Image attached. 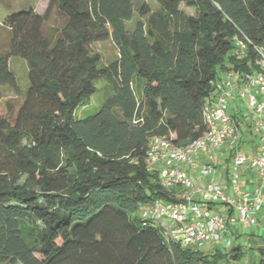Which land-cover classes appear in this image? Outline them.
Here are the masks:
<instances>
[{
	"label": "trees",
	"instance_id": "16d2710c",
	"mask_svg": "<svg viewBox=\"0 0 264 264\" xmlns=\"http://www.w3.org/2000/svg\"><path fill=\"white\" fill-rule=\"evenodd\" d=\"M153 1L155 10L137 6L143 19L132 27L134 0H47L41 13L3 18L0 87L19 91L13 57L26 62L28 87L0 114V264H218L243 255L239 244L224 257L167 239L138 206L174 200L147 167L150 140L189 145L206 133L202 111L220 74L264 73V0ZM107 38L118 57L102 66L93 45ZM134 78L143 80L139 97ZM98 79L112 94L76 119ZM240 116L231 113L238 126Z\"/></svg>",
	"mask_w": 264,
	"mask_h": 264
},
{
	"label": "built area",
	"instance_id": "2783aa9c",
	"mask_svg": "<svg viewBox=\"0 0 264 264\" xmlns=\"http://www.w3.org/2000/svg\"><path fill=\"white\" fill-rule=\"evenodd\" d=\"M236 44L240 48L245 45L240 39ZM233 100L244 101L248 109V115L241 114V119L245 127L250 124L251 133L257 137V154L250 155L243 150L239 126L229 113ZM202 113L206 133L189 145L175 146L164 137L150 140L147 167L157 172L160 185L172 191L174 200L140 204L138 215L155 222L166 217L167 221H161L165 238L183 246L204 242H224L229 246L240 228L257 225L256 215L264 207V73H252L241 81L236 73L228 72L217 84ZM224 145L229 147L230 154L228 175L232 183L228 185L213 179L215 153ZM202 152L206 153L205 158L198 162ZM187 169H194L207 180L198 185L196 176L187 174ZM244 171L257 177L252 182L247 180L249 189L243 187ZM219 204L227 210L213 207Z\"/></svg>",
	"mask_w": 264,
	"mask_h": 264
},
{
	"label": "rangeland",
	"instance_id": "374dc122",
	"mask_svg": "<svg viewBox=\"0 0 264 264\" xmlns=\"http://www.w3.org/2000/svg\"><path fill=\"white\" fill-rule=\"evenodd\" d=\"M46 3L47 0H0V50H4L7 47V43L9 41V32L2 23L3 18L11 12L25 10L30 7L34 8L37 13H41L45 8ZM141 3H147L152 10L157 8V5L153 0H134V18L127 24L129 27H132L136 20L143 19L138 15L137 10V6ZM179 8L187 14H194V10L185 6L184 4H180ZM93 50L100 55L102 66L107 65L118 57V50L111 38H107L104 41L95 43L93 45ZM9 67L16 76L19 91L15 93L7 86L0 87V114L2 115H9L12 113V111H14L16 103L22 100L23 95L28 87L26 62L21 58L13 57L9 60ZM133 81V86L135 88L137 97H139L143 80H137L134 78ZM94 84L96 91L90 97L89 101L83 105H80L75 110L74 117L76 119H83L96 113L106 98H108V96H110L113 92L111 84L105 79H98L94 82ZM240 108L242 109L239 111L240 115H248V109L246 108L244 101H241ZM256 139L257 137L255 134L250 135V142H252L250 143V146L251 148H255L257 150L259 148V143ZM225 150L227 149L218 152L220 149H217L215 153V155L218 153L216 161V164H218L214 169L223 173L231 172L230 155L228 154V151L225 152ZM243 150L248 152V146L244 147ZM258 150L256 151V154L258 153ZM255 179L257 180L256 176ZM256 218L258 220L257 225L249 226L242 230L240 228L243 234H241L238 238H232L231 244L229 246L224 242H204L200 245L192 244L190 247L193 250H198L203 254L210 253L214 249H219L225 257L228 255V252H230V247L232 244H239L242 248L243 255L238 260L228 261L226 258H223L218 261V264H252L254 260L264 258V253L260 254L259 251V248L264 247V207L257 213ZM167 220L168 219L166 217L161 219V221L164 222Z\"/></svg>",
	"mask_w": 264,
	"mask_h": 264
},
{
	"label": "crops",
	"instance_id": "0c3cea01",
	"mask_svg": "<svg viewBox=\"0 0 264 264\" xmlns=\"http://www.w3.org/2000/svg\"><path fill=\"white\" fill-rule=\"evenodd\" d=\"M224 78V73L220 74V78L219 80L217 81V84L221 83V81L223 80ZM240 105H241V101H238V100H233L230 104V108H229V113L231 115V113H238L239 114V111H241L242 109L240 108ZM241 117V116H240ZM244 123L245 121H243L241 118H240V125H239V131H240V138H241V142L243 144L244 147H247L248 146V152L247 154H256V151L259 149H255V148H251L250 146V135H252L251 131H250V128H249V125L248 124L246 127L244 126ZM220 151L218 152H221L222 150L224 149H227L225 150V152L228 151V154H229V147L227 145H224L223 147L219 148ZM259 152V150H258ZM205 155L206 153L202 152L201 155L199 156V158L197 159L198 162H202L203 159L205 158ZM230 155V154H229ZM217 156H218V153L217 155H215V164H214V167L217 166L216 164V161H217ZM187 174H192V175H195L196 176V179H197V183L198 185L202 186L205 181L207 180V178H202L200 176H198L196 174V171L194 169H187L186 170ZM213 179L215 182L217 183H221L222 185H228V184H231L232 181H231V178L229 177L228 175V172L226 173H223V172H219V171H216L215 169V173L213 175ZM242 179H243V187L246 188V189H249L251 188V185H247V180H249L250 182L252 181H255V176L250 174L248 171H244L243 174H242ZM215 209L216 210H219V211H226L227 210V207H225L223 204H219V205H216L215 206ZM230 212V211H228ZM232 212V211H231ZM242 230V229H241ZM240 229L234 234V237L232 238H238L240 237L241 234H243V232L241 231Z\"/></svg>",
	"mask_w": 264,
	"mask_h": 264
}]
</instances>
